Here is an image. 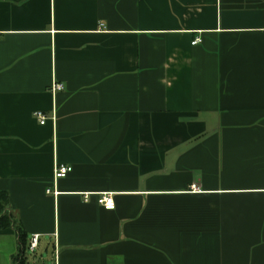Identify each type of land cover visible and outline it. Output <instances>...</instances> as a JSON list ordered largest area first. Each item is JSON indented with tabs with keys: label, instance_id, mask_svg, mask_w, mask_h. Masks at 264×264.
Masks as SVG:
<instances>
[{
	"label": "crops",
	"instance_id": "obj_1",
	"mask_svg": "<svg viewBox=\"0 0 264 264\" xmlns=\"http://www.w3.org/2000/svg\"><path fill=\"white\" fill-rule=\"evenodd\" d=\"M0 190V264H264V0H0Z\"/></svg>",
	"mask_w": 264,
	"mask_h": 264
},
{
	"label": "built area",
	"instance_id": "obj_2",
	"mask_svg": "<svg viewBox=\"0 0 264 264\" xmlns=\"http://www.w3.org/2000/svg\"><path fill=\"white\" fill-rule=\"evenodd\" d=\"M198 41H199L198 38H194L191 43L194 44L197 43ZM62 89H63V85L55 80H53L49 86V90L52 94L56 93L57 91H61ZM33 115L39 121L40 124H43L46 120V116L42 111L39 110L35 111ZM70 170L71 167L69 165H65L61 163L55 164L53 167V175H52L53 183L55 184L59 178L64 177ZM189 188L194 191L198 190L197 185L194 183H192ZM46 192L51 193L53 195L57 194L55 187H53L52 189L47 188ZM98 203L104 209L107 210H111L115 207L113 196L110 192L101 193L98 197ZM36 245H37V235H33L29 243V249L32 251L36 247Z\"/></svg>",
	"mask_w": 264,
	"mask_h": 264
},
{
	"label": "trees",
	"instance_id": "obj_3",
	"mask_svg": "<svg viewBox=\"0 0 264 264\" xmlns=\"http://www.w3.org/2000/svg\"><path fill=\"white\" fill-rule=\"evenodd\" d=\"M7 204H8L7 194L4 191L0 190V229L9 227L13 223V219L11 215L8 213ZM16 229L19 232L18 233L19 241L23 242L21 230L18 229V227ZM20 261H19V264H23L22 261L21 262Z\"/></svg>",
	"mask_w": 264,
	"mask_h": 264
},
{
	"label": "rangeland",
	"instance_id": "obj_4",
	"mask_svg": "<svg viewBox=\"0 0 264 264\" xmlns=\"http://www.w3.org/2000/svg\"><path fill=\"white\" fill-rule=\"evenodd\" d=\"M23 254L27 257V259L31 262V264H36L33 260V258L36 257H41V260L38 262V264H53L52 258L50 256V253H45L41 249H36L34 253L28 252V250H24Z\"/></svg>",
	"mask_w": 264,
	"mask_h": 264
}]
</instances>
